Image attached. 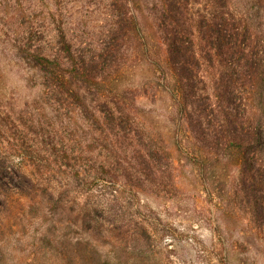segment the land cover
<instances>
[{
    "label": "trees",
    "instance_id": "16d2710c",
    "mask_svg": "<svg viewBox=\"0 0 264 264\" xmlns=\"http://www.w3.org/2000/svg\"><path fill=\"white\" fill-rule=\"evenodd\" d=\"M55 33L59 48L50 55L30 33L7 34L16 53L47 74L49 93L83 106L94 96L93 131L102 147L0 103V264H8L6 207L37 190L81 214L86 254L66 264H149L154 223L140 213L112 219L90 190L92 183L109 188L112 201L128 187L158 192L172 185L156 139L144 143L143 126L128 115L137 98L118 87L133 47L171 102L176 150L204 182L230 170V203L264 240V0H109L103 40L86 43L87 52L61 23ZM94 236L113 253H102Z\"/></svg>",
    "mask_w": 264,
    "mask_h": 264
},
{
    "label": "rangeland",
    "instance_id": "374dc122",
    "mask_svg": "<svg viewBox=\"0 0 264 264\" xmlns=\"http://www.w3.org/2000/svg\"><path fill=\"white\" fill-rule=\"evenodd\" d=\"M108 14L109 0H0V103L13 115L54 124L70 138L81 135L88 145L102 147L93 131L94 96L88 95L83 106L74 97L49 93L45 88L47 74L16 53L8 34L30 33L50 55L59 48L55 32L61 23L71 42L87 52L86 43L95 46L102 42ZM132 49L118 87L126 85L127 97L137 98L135 105H128V115L143 126L144 143L148 138L156 139L160 161L172 185L160 187L158 192L128 187L112 201L111 189L102 190L101 185L92 183L90 190L106 202L112 219L137 213V217L144 215L154 223L149 264H264L262 233H257L247 216L230 203L231 178L226 181L230 170L221 173L220 179L211 177L204 182L192 161L176 150L171 102L158 90L145 57ZM167 153L172 158L170 168ZM45 197L37 190L6 207L2 242L8 264H66L68 257L86 254L79 244L88 238L81 214ZM102 241L93 237V244L102 253L113 250Z\"/></svg>",
    "mask_w": 264,
    "mask_h": 264
}]
</instances>
